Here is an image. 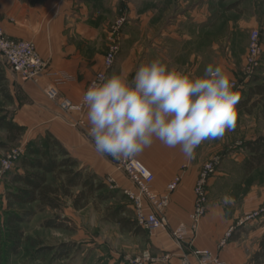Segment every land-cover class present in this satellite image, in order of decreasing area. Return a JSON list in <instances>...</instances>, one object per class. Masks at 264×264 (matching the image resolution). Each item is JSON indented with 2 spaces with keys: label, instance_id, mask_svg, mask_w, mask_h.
<instances>
[{
  "label": "crops",
  "instance_id": "crops-1",
  "mask_svg": "<svg viewBox=\"0 0 264 264\" xmlns=\"http://www.w3.org/2000/svg\"><path fill=\"white\" fill-rule=\"evenodd\" d=\"M220 2L223 3L222 0H0V22L6 35L34 41L49 63L48 73L39 82L24 81L15 71H9L7 76L17 77L34 101V105L20 111L15 122L27 127L35 118L38 126L61 140L74 157L90 164L93 149L76 140L62 108L52 104L45 86L55 83L56 76L63 73L71 79L58 84L61 97L79 102L88 83L104 69V55L112 34L110 27L120 17L126 19L122 49L107 76L120 71L131 76L141 63L161 58L192 75L203 74L208 63H218L236 77L242 68L234 57V32L257 28L260 20L253 12L249 18L235 21L229 14L230 8L224 11ZM262 68L258 69L263 74L260 80H264ZM138 158L156 176L153 188L159 193L165 191L177 174L183 175L166 209V225L149 231L135 221L128 226L116 223L111 233L83 240L89 252L79 254L80 264H129L138 251L144 252L143 257L137 258L141 264H183L181 256L196 248H209L229 264H264V258H257L260 262L255 259L264 236V208L259 216L239 223L227 238V231L238 215L210 205L197 230L188 231L187 243L181 246L174 240L171 232L179 224L192 225L193 187L204 163L203 146L197 150L195 159L188 160L179 147L167 148L155 142ZM252 194L258 206L264 205L263 182H256ZM108 237L117 242L115 246L108 244ZM122 238L130 242L125 244ZM223 239L226 240L221 245ZM165 254L170 257L163 259ZM192 261L197 263L195 256Z\"/></svg>",
  "mask_w": 264,
  "mask_h": 264
},
{
  "label": "rangeland",
  "instance_id": "rangeland-1",
  "mask_svg": "<svg viewBox=\"0 0 264 264\" xmlns=\"http://www.w3.org/2000/svg\"><path fill=\"white\" fill-rule=\"evenodd\" d=\"M222 2H220V7L222 6L224 11L227 9L226 7H229V14L235 21L245 17L249 18L254 14L253 12L258 14L257 17L260 22L257 28L261 32V67H263L264 0H222ZM122 18L125 19V17H120L119 19ZM117 21L110 27L111 36L114 39L116 38L122 49V27L126 19L117 33H115ZM249 34L250 30L247 32L237 30L234 32L233 39L234 57L238 59V63L242 68L240 75L232 77L233 80H238L240 86L236 88L241 96L240 102L237 105V127L233 131L226 132L222 139L205 141L198 147L199 149L203 146L204 163L198 172L199 176L194 184L195 187L207 164L218 161L216 171L207 177L208 205L216 209L224 208L228 213L237 214L236 221L229 228H233V230L237 228V225L242 220L264 208V205H257L255 196L252 194L253 186L255 187L257 181H261L264 184V164L258 168L249 170L244 165V161L248 155L245 148L246 143L254 137L256 138L264 134V98L255 94L250 100H246V103L243 102L251 87L255 85V79H253L255 75L245 81L246 74L244 70L247 62L246 55L248 52ZM111 36L109 37L107 47L111 42ZM0 69L5 77V87L7 88V92L0 89V116L15 122L14 119L20 114V111L24 107L34 105V101L33 98L28 96V93L25 91V85L19 82L17 77L13 75L7 76L11 68L1 52ZM259 76L261 78L263 74L260 73ZM247 90L249 91L247 92ZM56 103L54 101L52 104ZM62 114L72 127L68 128L74 130L72 134L77 136L76 140L88 144L93 149L91 151L92 160L90 164L80 161L81 166L85 168L86 172H96L105 183V187L98 189L96 193L84 199L82 201L83 204L79 207L73 206V200L70 197H64L62 200V210L47 207L45 211L37 212L30 221L12 224L8 221L11 215L37 209V203L9 207V200L6 194L9 189L14 188L11 180L13 175L23 170L20 165L21 157L17 161H14L11 168H6L4 165L6 161L9 163V155L17 150L18 147L25 149L26 144L31 139L38 140L40 137L45 138L48 136L46 135V129L43 126L39 127V123L35 118L32 121L30 120L31 123L25 127L23 137L15 143H8L6 131L4 129L0 130V143H8L5 146L0 145V264H80L79 254L84 251L89 252V250H85L87 242L85 243L83 240L91 238L92 235L104 236L106 233H111L114 227H117L116 223L119 222L113 218V212L120 211L122 208L121 216L137 222L132 201L124 191L125 188L134 189L133 182L123 171L117 169L116 163L110 157L102 156L95 152L94 144L83 127L78 124L73 125L81 113L76 111L67 112L62 109ZM49 179L52 184L57 186L62 182L58 174H51ZM129 183L132 186H129ZM80 189V186H76V188L72 189V193L76 195ZM107 194H111V196L101 198L102 195L105 196ZM225 195L231 196L234 203L224 205L222 199ZM58 214L71 219L73 225H75V229L45 228L42 226L44 220ZM226 237L229 238V236ZM113 238L117 239L115 236ZM107 242L110 246H115V243H117L115 240L110 239V237H108ZM122 242L126 244L130 240L126 241V239L122 238ZM63 244H68L70 248L69 254L60 253ZM138 253L135 257H131L132 262L129 264H141L137 262V258L143 257L144 252L140 253L138 251Z\"/></svg>",
  "mask_w": 264,
  "mask_h": 264
},
{
  "label": "clouds",
  "instance_id": "clouds-1",
  "mask_svg": "<svg viewBox=\"0 0 264 264\" xmlns=\"http://www.w3.org/2000/svg\"><path fill=\"white\" fill-rule=\"evenodd\" d=\"M240 99L231 74L218 63L192 75L153 58L131 76L120 71L92 82L82 103L96 153L116 161L132 159L159 142L179 147L192 160L202 143L235 130ZM222 203L234 200L225 195Z\"/></svg>",
  "mask_w": 264,
  "mask_h": 264
},
{
  "label": "built area",
  "instance_id": "built-area-1",
  "mask_svg": "<svg viewBox=\"0 0 264 264\" xmlns=\"http://www.w3.org/2000/svg\"><path fill=\"white\" fill-rule=\"evenodd\" d=\"M125 19H119L117 25L115 26V33L119 30L120 26L123 25ZM111 42L109 48L104 55V69L98 72L95 77L88 83L87 87L94 81L98 82L102 78L107 76V73L116 63L117 55L121 49L119 42L116 38H110ZM249 45L247 52V62L245 68L246 79L245 81L256 75L258 69L261 67L262 61V42H261V32L259 29L254 28L250 30L249 34ZM0 52L5 57L7 64L10 68L15 71L18 76L24 81H34L39 82L43 74L48 73L49 63L42 57L36 48V44L32 40H24L11 38L6 35L4 28L0 22ZM56 75V73H55ZM55 83L48 84L45 86L44 91L46 92L49 99L57 102L63 110L67 112H79L80 117L73 125H80L86 131L88 130V123L85 119L86 107L83 106L82 99L79 102H72L68 98H62L59 92L58 84L64 82L65 80H70L71 77L60 73L56 76ZM236 88H239L238 80H234ZM87 89V88H86ZM85 89V90H86ZM67 101V103H65ZM23 147H18L13 153L8 157V161L5 163L6 168L13 167L14 161L24 153ZM112 159V158H111ZM113 160V159H112ZM116 163L118 170L123 171L127 177L133 182L134 189L125 188L124 191L132 201V206L135 213V220L138 224L147 230H158L164 228L167 223L166 219V209L170 205L171 195L176 191L177 187L180 185L183 175L177 174V176L167 185L163 193H159L153 188V183L156 176L152 170L147 167L138 156L132 159H122L120 161L113 160ZM218 161L211 162L206 165V169L200 175L194 189H195V201L194 209L190 215L192 218V225L188 227L186 224L181 223L177 228L172 230V236L177 244L183 246L187 243L188 231H196L202 217L206 214L208 210V191L206 189L207 177L214 173L217 169ZM261 211H256L244 221L251 220L260 215ZM227 236H231L234 232L233 228L227 231ZM223 239L221 245L225 242ZM196 258V262L192 261V257ZM169 254H165L163 259H168ZM183 264H229L224 259H221L219 255L215 254L211 249H194L190 253H186L181 256Z\"/></svg>",
  "mask_w": 264,
  "mask_h": 264
},
{
  "label": "trees",
  "instance_id": "trees-1",
  "mask_svg": "<svg viewBox=\"0 0 264 264\" xmlns=\"http://www.w3.org/2000/svg\"><path fill=\"white\" fill-rule=\"evenodd\" d=\"M259 74L258 71L253 77L255 85L251 87L247 98L243 102L246 103L255 94L264 98V80H260ZM4 78L0 69V89L7 92ZM2 129L6 131L8 143H15L23 137L25 126L0 116V130ZM46 135L48 137H40L38 140L31 139L26 144L25 152L21 155L20 161L23 170L13 175L11 180L14 188L9 189L6 194L9 207L37 203V209L14 213L8 220L12 224L30 221L37 212L45 211L47 207L62 210L64 197H70L73 200V206L79 207L83 204L84 199L96 193L98 189L105 187V183L99 178L98 174L91 171L86 172L79 159L71 154L61 140L50 131H47ZM8 143L2 142L0 145L5 146ZM245 148L248 155L244 165L248 170L258 168L264 164V134L249 140ZM51 174H58L62 179L60 185L57 186L50 182L49 176ZM76 186H80L81 189L75 195L72 193V189ZM110 196L111 194L102 195L101 198ZM121 212L122 208L120 211L113 212V218L116 221L121 223L122 226H128L131 222L134 223V220L121 216ZM136 223L138 224V222ZM42 226L45 228L75 229L71 219L61 214L44 220ZM260 245L261 249L255 256L258 262L260 261L257 258H264V236ZM61 249L60 253H70L68 244H63Z\"/></svg>",
  "mask_w": 264,
  "mask_h": 264
}]
</instances>
